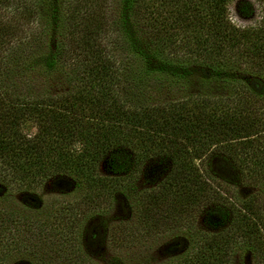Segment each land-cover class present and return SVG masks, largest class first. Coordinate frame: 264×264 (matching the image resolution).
<instances>
[{"label":"trees","instance_id":"16d2710c","mask_svg":"<svg viewBox=\"0 0 264 264\" xmlns=\"http://www.w3.org/2000/svg\"><path fill=\"white\" fill-rule=\"evenodd\" d=\"M116 1L108 20L95 0H0V196L41 202L34 189L63 182L83 191L78 202L129 199L147 164L167 160L141 197L144 228L189 223L214 202L208 231L175 243L171 264H230L264 228L249 199L237 209L214 182L237 170L264 189V0L249 26L231 20L232 0ZM240 10L255 7L243 0ZM56 79L58 92L48 88ZM162 81L225 90L149 104Z\"/></svg>","mask_w":264,"mask_h":264},{"label":"rangeland","instance_id":"374dc122","mask_svg":"<svg viewBox=\"0 0 264 264\" xmlns=\"http://www.w3.org/2000/svg\"><path fill=\"white\" fill-rule=\"evenodd\" d=\"M95 1L104 8L109 20L117 1ZM249 1L255 7L251 16L240 10L243 0H232L229 4V16L240 26L254 25L262 15L260 2ZM107 43L118 57L124 58L116 33L110 31ZM64 86L58 79L48 84L55 92ZM224 90L217 84L200 86L162 81L148 88L146 101L151 105L190 103L198 94H221ZM29 129L30 133L35 131L32 126ZM169 167L167 160L149 162L135 183L138 189L135 195L128 199L121 194L114 202H78L83 191L67 187L63 182L59 183V189L51 184L34 189L32 194L41 196V202H22L17 193L5 198L0 196V264H111L115 257L119 259L118 264H171L180 253H175V243L189 239L191 244L208 231V215L215 203L207 202L187 216L189 223L181 221L177 225L144 228L141 197L144 191L164 180ZM101 170L107 169L103 166ZM236 171L226 174L230 179L227 183L217 175L220 180L215 177L214 182L226 188L233 200L239 201L232 202L237 209L238 205H246L242 200L249 199L250 215L259 217L264 227V189L237 177ZM250 225L253 227V223ZM251 241L234 249L230 264H264V228Z\"/></svg>","mask_w":264,"mask_h":264}]
</instances>
